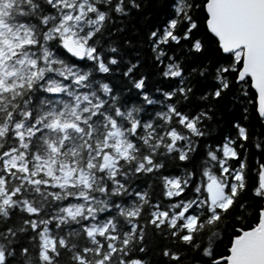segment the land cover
<instances>
[{
	"label": "snow or ice",
	"instance_id": "obj_1",
	"mask_svg": "<svg viewBox=\"0 0 264 264\" xmlns=\"http://www.w3.org/2000/svg\"><path fill=\"white\" fill-rule=\"evenodd\" d=\"M0 264H264V0H0Z\"/></svg>",
	"mask_w": 264,
	"mask_h": 264
},
{
	"label": "trees",
	"instance_id": "obj_2",
	"mask_svg": "<svg viewBox=\"0 0 264 264\" xmlns=\"http://www.w3.org/2000/svg\"><path fill=\"white\" fill-rule=\"evenodd\" d=\"M141 26V24H140V21L138 20V19H136V20H131V21H129L128 22V33L130 34V35H133L134 36V34H135V32H134V30L136 29V28H139ZM232 115H238V113H235V112H233L232 113ZM229 117L226 115L225 116V119H224V121L223 122H221L220 124H219V126L217 127V129H216V133H219V132H221V131H223V132H227V119H228ZM254 126V125H253ZM257 131H258V129H256ZM216 133H214V134H216Z\"/></svg>",
	"mask_w": 264,
	"mask_h": 264
}]
</instances>
